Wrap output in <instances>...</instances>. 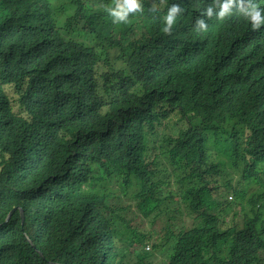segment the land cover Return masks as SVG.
<instances>
[{
	"label": "trees",
	"instance_id": "16d2710c",
	"mask_svg": "<svg viewBox=\"0 0 264 264\" xmlns=\"http://www.w3.org/2000/svg\"><path fill=\"white\" fill-rule=\"evenodd\" d=\"M114 3L0 0V264H264V25Z\"/></svg>",
	"mask_w": 264,
	"mask_h": 264
},
{
	"label": "clouds",
	"instance_id": "9594fccd",
	"mask_svg": "<svg viewBox=\"0 0 264 264\" xmlns=\"http://www.w3.org/2000/svg\"><path fill=\"white\" fill-rule=\"evenodd\" d=\"M213 4L217 7L214 8ZM234 10L244 17L252 29H259L264 25V8L259 7L255 0H212V4L204 8L201 16L196 18L195 27L197 30H206L208 24L204 19L205 17L211 18L215 16L218 20H222L231 15ZM106 11L114 24H122L128 22L130 14L141 13L143 8L141 0H115V3L111 7H108ZM183 11L184 9L180 6V3H172L166 12L163 13L161 21L162 31L165 34L172 31L174 24ZM150 12L153 14L157 13V8L153 6ZM15 210L16 208L12 209L7 219L11 217ZM21 214L23 218V211H21ZM146 250L150 251L149 248H146Z\"/></svg>",
	"mask_w": 264,
	"mask_h": 264
},
{
	"label": "rangeland",
	"instance_id": "374dc122",
	"mask_svg": "<svg viewBox=\"0 0 264 264\" xmlns=\"http://www.w3.org/2000/svg\"><path fill=\"white\" fill-rule=\"evenodd\" d=\"M153 249H150V251H152ZM160 257V253H159V251L158 252H156V258L158 259ZM163 258V257H162ZM162 258H160L159 259V261L162 259Z\"/></svg>",
	"mask_w": 264,
	"mask_h": 264
}]
</instances>
